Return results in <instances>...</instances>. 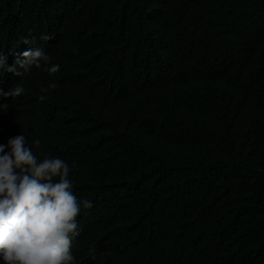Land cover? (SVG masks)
<instances>
[{"label":"trees","instance_id":"16d2710c","mask_svg":"<svg viewBox=\"0 0 264 264\" xmlns=\"http://www.w3.org/2000/svg\"><path fill=\"white\" fill-rule=\"evenodd\" d=\"M20 45L0 144L68 163L74 264H264V0H0Z\"/></svg>","mask_w":264,"mask_h":264},{"label":"clouds","instance_id":"9594fccd","mask_svg":"<svg viewBox=\"0 0 264 264\" xmlns=\"http://www.w3.org/2000/svg\"><path fill=\"white\" fill-rule=\"evenodd\" d=\"M52 37L42 36L48 41ZM20 45L5 57L0 53V99L21 96L20 83L3 90L2 79L23 77L50 57L43 48ZM31 48V49H30ZM49 74L59 71L52 65ZM55 83L49 85L54 89ZM42 92L48 89H42ZM42 101L45 96L41 95ZM8 104L0 103L7 110ZM38 148L40 141L35 140ZM5 148L8 149L5 152ZM71 169L60 157L39 160L23 134L0 144V260L3 264H74L71 249L79 235L77 217L93 207L78 200L69 179ZM58 180L54 179L57 178Z\"/></svg>","mask_w":264,"mask_h":264}]
</instances>
